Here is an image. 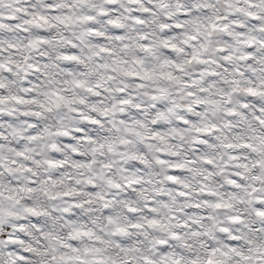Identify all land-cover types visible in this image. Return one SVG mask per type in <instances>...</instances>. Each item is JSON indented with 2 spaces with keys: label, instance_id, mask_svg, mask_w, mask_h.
<instances>
[{
  "label": "snow or ice",
  "instance_id": "1",
  "mask_svg": "<svg viewBox=\"0 0 264 264\" xmlns=\"http://www.w3.org/2000/svg\"><path fill=\"white\" fill-rule=\"evenodd\" d=\"M0 264H264V0H0Z\"/></svg>",
  "mask_w": 264,
  "mask_h": 264
}]
</instances>
